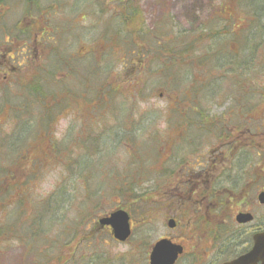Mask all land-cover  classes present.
I'll return each mask as SVG.
<instances>
[{"label":"rangeland","instance_id":"1","mask_svg":"<svg viewBox=\"0 0 264 264\" xmlns=\"http://www.w3.org/2000/svg\"><path fill=\"white\" fill-rule=\"evenodd\" d=\"M97 1L50 0L53 7L61 9L63 14L53 22L54 27L62 32L71 30V35L84 30V39L90 41H96L102 29H119L120 22L111 18L110 14L104 17L98 14ZM102 1L104 5L113 3V0ZM120 3L124 4L126 0ZM145 3L150 4L152 0H145ZM70 4L80 9L72 13ZM219 4L218 0H169L170 28L177 22L182 34L185 31L204 33L198 44L199 55L210 51L211 47H220L229 39L225 35L219 39L210 36L230 24L223 19L216 21L214 11ZM112 5L109 12L116 11L114 9L118 6ZM125 8L121 5V10ZM226 14H233L231 7ZM236 14L233 23L238 27L241 17ZM220 16L223 17L222 14ZM205 25L211 30L204 32ZM246 25L245 21L244 28ZM79 37L76 35V40ZM174 37L175 32L171 28L169 41ZM67 39L66 34L60 42L72 45ZM257 40L259 38L254 44L249 43L250 49L256 46L252 61L250 50L244 47V41H239L228 46V52L220 56L219 62L221 65L230 58H238L242 60L238 62V70L244 67L253 72L247 73L245 79L248 84L244 85L248 86V93L255 90V94L247 96L245 102L243 100L241 109L249 120L264 124V45H256ZM195 41L191 39L190 42ZM240 48L243 50L240 51ZM65 49L61 47L59 51ZM158 49L142 45L133 48L124 46L119 55H136V60L128 64L120 63L118 75L119 56L115 49L108 47L102 62L97 61L95 51L88 56L86 77L66 79L58 76L70 85L71 100L66 109L58 114L55 113L58 108L51 107L45 112L42 107L40 123L38 121V126L34 124V128L30 125L17 129L11 121L12 117L8 125L0 127V179L4 181L0 182V190L4 189V183L7 189L0 194L1 207L4 208L2 215L6 213L2 225H6L11 232V238L7 233L0 236V264H148L145 253L150 250L149 247L170 232L177 240L180 236L196 235V240L188 242H195L197 248H201L204 243H209L206 232L241 231L234 220L239 213L249 210L257 217V222L263 223L264 208L255 205L253 194L252 200H248V207H231L232 221L227 222V226L216 227L217 223L223 222L212 220L211 226L204 229L206 212L204 208L200 209V199L186 194L182 196L177 191H166L168 182H165L176 177L175 173H165L166 159L188 156L187 153L193 151L196 128L186 121L195 120L197 111L204 112L206 116L216 111L220 113L226 107L230 94L235 99L239 96L228 90L231 80L227 65L220 67V72L227 78L213 84L210 80L211 87H205L207 84H199L202 74L196 65H174L168 52L156 55L155 52L160 53ZM61 73L64 75L63 71ZM60 79L53 83L56 87L65 86L66 81L62 83ZM193 79H196L195 86L192 85ZM90 80L97 81L94 91L89 90ZM185 85L189 87L186 93L183 92ZM202 91L206 93L204 97H208L206 101L201 99ZM81 93L85 94L78 96ZM89 93L106 96L110 93L111 99L106 102L101 95L97 104L89 107L92 101L88 100ZM9 100L11 103L14 99ZM24 101L27 103L28 96L24 97ZM13 104L17 105L19 101L15 100ZM18 134L23 137L14 138ZM12 176L16 183L11 182ZM19 186L23 188L17 190ZM149 194L158 198H147V201L145 196ZM51 195L55 198L49 205ZM131 196H134L133 199L140 196L141 202L131 204ZM19 200L25 201L26 205L24 202L19 204ZM59 200H63L64 204L56 213L50 207L61 203ZM119 208L131 211L140 221L150 216L151 224H141L137 229L144 233L150 228V234H143L140 238L137 232L127 245L115 244L108 232L100 228L98 220ZM174 215L181 217L180 224L179 228L171 231L167 220L173 219ZM192 220H195V225L193 222L194 226L190 228ZM144 235L147 237L144 238ZM144 240L152 244L144 248Z\"/></svg>","mask_w":264,"mask_h":264},{"label":"flooded vegetation","instance_id":"2","mask_svg":"<svg viewBox=\"0 0 264 264\" xmlns=\"http://www.w3.org/2000/svg\"><path fill=\"white\" fill-rule=\"evenodd\" d=\"M120 1L125 0H113L114 5L118 4L114 12H109L113 3L108 4L107 2L104 5V1H97L98 14L101 17L110 14L111 18L120 22V28L112 31L108 28L107 30L102 29L98 33V39L90 41L84 39V33H86L84 30L71 35V30L62 32L58 27H54L53 22L63 14L60 12L61 9L56 10L53 7L54 4H51L50 0H0V127L10 123L8 119L10 109L21 110L23 113L24 97L30 94L31 84L36 85V91L39 92L41 75L48 76L51 72L45 70L44 67L49 68L50 64L53 65L51 54L55 53L56 47L66 48L64 75L59 73L56 76L71 79L73 76L80 78L87 76L88 60L95 51L98 55L97 61L102 62L107 48L115 49L119 56L118 75L120 63L128 64L136 60V55L129 57L119 55L124 46L133 48L142 45L148 48L168 45L169 0H152L150 4H146L145 0H126L124 4ZM121 5L126 8L121 10ZM69 6L72 13L80 9L79 6L74 8L75 4ZM83 24L84 21L81 25ZM72 26L69 28L72 29ZM171 28L177 34L182 33V29L175 25ZM66 34L69 38L67 40H71L72 45L68 46L66 42L63 45L60 42ZM76 35L80 36L77 40ZM227 67L230 70L228 75L231 80L228 90L236 92L239 97L235 99L230 94L226 100V107L220 113L216 111L206 116L204 112L197 111L196 121L187 120L188 125L196 128V139L192 144L193 151L187 153L188 156L168 157L167 166L164 167L165 173H175L176 176L168 178L165 182H168L167 192L177 191L182 196L186 194V196L200 199V209L204 208L206 212L203 217L206 219L204 229L211 226L212 220L223 222L217 223L216 227L227 226V222L232 221L231 207H248V200H252V194L255 198V205L258 204L259 208H264V204L260 202V196L264 194V124L249 120L242 112L241 106L245 98L255 94V90L248 93V86L244 85L248 84V80L244 78L247 75L245 68L241 67L239 71H234L238 66L230 64ZM214 70L211 75L212 84L227 78L220 70L217 71L216 67ZM211 82L202 81L199 84L205 83L207 84L205 87H211ZM204 94L206 93L202 91V101L208 98L204 97ZM259 96L262 95L259 94ZM9 99L14 100L10 103ZM15 100L19 101V104L14 105ZM14 107L18 108L14 109ZM3 138L8 139L5 135ZM171 197L180 199L174 195ZM131 198L133 199L134 196ZM147 198H158V196L149 194L148 197L145 196V199ZM169 200L171 199L167 201ZM151 201L154 200L151 199ZM130 203L136 204V200H130ZM125 212L130 217L132 229V235L126 241L117 240L111 227L100 226L103 231L108 232L109 238L118 246L132 242L137 232L140 238L143 234H150V228L144 233L137 230L141 224H151L149 223L150 216L140 221L139 217H135L131 211L125 210ZM239 215H250L252 221L240 224L237 222ZM180 218L179 215H174L173 219L167 220L169 230L175 231L179 228ZM234 220L240 226L241 231L236 233L206 232L209 243H204L205 246L202 245L201 248H197L195 242H188L192 239L196 240V235L180 236L177 240L173 237V232H170L153 244L151 243L152 245L144 240L142 243L144 248L151 245L150 250L145 253L148 264H151V256L156 244L162 240L179 248L166 255V259H169L171 264H231L237 262L253 251L256 234L264 232V221L263 223L257 222V217L249 210L239 213ZM208 221L211 223L207 224ZM170 222H172V227L169 225ZM193 222L195 225V220H192L190 228L194 226ZM226 231H229L227 227ZM145 235L144 238L147 237ZM139 246L141 247V243ZM247 264H264V258L250 257Z\"/></svg>","mask_w":264,"mask_h":264},{"label":"trees","instance_id":"3","mask_svg":"<svg viewBox=\"0 0 264 264\" xmlns=\"http://www.w3.org/2000/svg\"><path fill=\"white\" fill-rule=\"evenodd\" d=\"M219 5H217L215 8L216 10L214 11V17L216 21H220L221 19L226 20V22H229L230 24L228 26H225L223 29H221L219 32L214 33L213 35H210L212 39H219L223 35L229 36V39L226 40L224 43H221V46L218 47H211L210 51L198 54V44L199 40H202V37H204V33L200 32H189L185 31L183 34H177L175 33V39L168 41V45L164 47H158V52H155L156 55L161 56L164 53H169L170 61L173 62V64H177L179 67L182 65L187 66V67H194L196 65V69L200 70V73L202 76L200 77L199 82L205 81L206 83L211 80V75L215 71L214 67L217 68V71H219L220 67H224L225 65H234L238 66V62H242V60L238 58H230L229 60L223 62L220 65L219 58L222 56V54H225L228 52V46L231 44H234V42L238 43L239 41H244V47L249 49L251 52V61L252 57H254V54L256 52L255 48L256 46L252 47L251 49L249 48V43L254 44V41L257 40L256 45H264V0H233L232 3H230V0H218ZM228 7H231V11H233V14H226V11L228 12ZM237 12V16L241 17L244 20V24L246 21V27L244 28V24L242 23L241 18L239 22V26H235L233 23L234 20H236V17L234 14ZM220 14L223 15V17L220 16ZM227 15V16H225ZM237 22V21H236ZM205 30L210 31L211 29L208 28L207 25H205ZM230 29V30H229ZM245 30V31H244ZM191 39H196L195 43L190 42ZM238 40V41H237ZM174 41V42H173ZM224 46V49H221ZM243 47V48H244ZM61 47H56L55 48V53L51 54V62L53 61V65L50 64L49 68L44 67L45 70L51 71L48 76H44V74L41 75L40 79V84H39V92L37 93L36 91V85L31 84L29 88L30 94H28V101H31V103L27 104L24 102V108H23V113H21V110L16 111L13 110V112L9 113L8 119L10 120L12 117V122H14L15 128L19 129L20 127L24 128L27 125L32 126L34 128V124L38 126V121H39V112H41V108L46 109V111H49L51 107L53 108H58L56 109L55 113H60L64 109H66V104L68 103L69 100H71L70 95H69V88L70 86L66 80L62 81L56 74L58 75L62 71H64V61L66 58L65 50L64 51H59ZM243 48H240V51L243 50ZM236 54V53H235ZM156 58V57H155ZM225 58V57H224ZM249 58V57H248ZM248 59V60H250ZM49 60V59H48ZM47 60V61H48ZM247 60V61H248ZM237 61V62H236ZM248 63V62H247ZM174 64V65H175ZM188 64V65H186ZM244 64V63H243ZM249 65V64H248ZM57 66L60 67V69L57 70ZM249 68L245 69V72L248 74L253 73V72H248ZM234 71H239L238 69H234ZM247 75L244 76L246 78ZM61 80L62 83L65 81V86L63 87H56V84H53L57 80ZM184 81V80H183ZM183 81L181 85H183ZM89 90H96L97 87V81H89ZM103 85H106L103 83ZM192 85H196V79L192 80ZM189 87L185 85L183 92L186 93L187 89ZM104 93L106 92V88H104ZM85 93L78 94V96H81ZM90 97L88 96V100H92L89 103V107L92 105H96L97 101H99L100 96L103 95L102 99H106V102H108L111 99L110 93L108 95H104L103 93L99 95H95L92 93H89ZM91 97H96L95 99H91ZM49 101H52L49 102ZM104 102L105 105L107 103ZM18 107H14V109H17ZM57 114V116H58ZM57 116L54 118L56 120ZM42 117V115H41ZM51 116L48 118L50 121ZM41 120V118H40ZM192 121V119H190ZM194 121V120H193ZM196 121V119H195ZM40 123V121H39ZM27 126V127H28ZM192 126V125H191ZM31 128V129H32ZM20 137H23L22 135L18 134L16 137L17 139H21ZM47 155V152L44 153ZM39 162V161H37ZM21 164V163H20ZM18 164V165H20ZM8 176V173L6 174ZM35 175V174H34ZM10 176V175H9ZM5 178V177H4ZM8 178V177H7ZM12 180L11 182L16 183L15 179L13 180V176L11 177ZM1 184L4 182L1 181ZM25 184L23 186L25 187ZM4 189L0 190V194L2 193L3 190H5V183L2 185ZM22 186L17 187V190L21 189ZM23 188V187H22ZM7 190V189H6ZM21 199L23 196L21 194L18 195ZM54 195H51L48 198L49 205L53 203ZM0 199H2L0 197ZM140 196L135 197V200L137 203H140ZM19 204H24L26 205L25 201L19 200ZM60 201V200H59ZM61 203H56L54 208L50 207L53 211L56 213L61 210L59 206L63 205L64 202L63 200L60 201ZM0 203V236L5 235L6 233L10 236L11 238V232L6 229V225H2V222L5 220V214L4 208L1 207ZM31 204V201H30ZM33 205V202H32ZM15 215H17V212H13ZM11 215V214H10ZM9 215V216H10ZM2 216L4 219H2ZM13 216V215H12ZM20 219V218H19ZM85 219V218H84ZM84 219H81L84 222ZM211 221H208L207 224H210ZM4 226V227H3ZM14 236V234H13ZM15 238V237H13Z\"/></svg>","mask_w":264,"mask_h":264},{"label":"water","instance_id":"4","mask_svg":"<svg viewBox=\"0 0 264 264\" xmlns=\"http://www.w3.org/2000/svg\"><path fill=\"white\" fill-rule=\"evenodd\" d=\"M260 202L264 204V194L260 196ZM252 221V217L239 215L237 216V222L240 224H245ZM102 226H110L114 232V236L119 241H126L131 236L130 229V218L128 214L124 211H117L113 213L110 217L104 218L99 221ZM172 222H170V227H172ZM255 246L253 251L246 257H242L237 262L231 264H247L249 258H264V234L255 236ZM174 249H179L171 245L168 241L162 240L158 242L153 250L151 256V264H171L169 259H166V255Z\"/></svg>","mask_w":264,"mask_h":264}]
</instances>
